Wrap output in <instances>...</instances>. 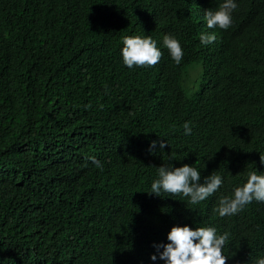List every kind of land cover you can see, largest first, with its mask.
Returning a JSON list of instances; mask_svg holds the SVG:
<instances>
[{"label":"trees","instance_id":"1","mask_svg":"<svg viewBox=\"0 0 264 264\" xmlns=\"http://www.w3.org/2000/svg\"><path fill=\"white\" fill-rule=\"evenodd\" d=\"M221 2L0 0V264H163L153 243L185 223L227 233L225 264L264 255V201L216 212L264 173V0H235L231 24L208 28ZM126 35L151 36L158 62L123 65ZM184 163L223 183L197 204L146 192L157 166Z\"/></svg>","mask_w":264,"mask_h":264},{"label":"clouds","instance_id":"2","mask_svg":"<svg viewBox=\"0 0 264 264\" xmlns=\"http://www.w3.org/2000/svg\"><path fill=\"white\" fill-rule=\"evenodd\" d=\"M236 8L235 0H222L215 9H206L203 20L208 28L226 29L232 22V11ZM214 32H201L200 43L210 44L215 39ZM162 47L168 50L169 57L175 62L181 61L183 51L180 42L172 35L162 37ZM161 50L151 36H123L120 48V58L123 65L151 66L158 62ZM183 132L189 135L192 127L189 121H184ZM159 144L163 149V140L150 141L149 150L153 151ZM92 163L101 167L94 156L89 157ZM260 163L264 165V156L260 155ZM223 183L218 173H210L201 182V173L191 164L173 166L160 164L156 167V176L150 183V194L160 196L162 192L180 194L188 199L190 204H197L211 195ZM253 199L264 201V173L250 172L244 183L232 189L231 196L219 199L216 212L220 216L237 213L244 205ZM227 233L217 234L213 226L193 227L189 224H173L166 233L167 242H154L155 252L150 254V260L158 258L163 264H225L226 256L222 254ZM254 264H264V255L258 256Z\"/></svg>","mask_w":264,"mask_h":264},{"label":"rangeland","instance_id":"3","mask_svg":"<svg viewBox=\"0 0 264 264\" xmlns=\"http://www.w3.org/2000/svg\"><path fill=\"white\" fill-rule=\"evenodd\" d=\"M192 67H193V68L198 67L199 70H200V74H201V71H202L201 65H199V64H195V65L189 67V68H191V69L189 70L190 72L193 70ZM197 74H198V69H195V70H193V71L191 72V74H190L191 77H190V79L188 80V85H189V87L193 86V84H192V79H194L195 76H196ZM199 82H200V77L198 78L197 82L194 83V90H193L192 93H195V92H197V91L199 90Z\"/></svg>","mask_w":264,"mask_h":264}]
</instances>
